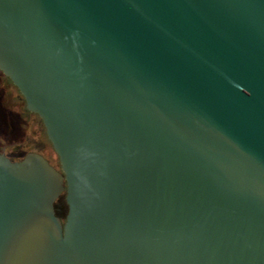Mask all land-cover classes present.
Wrapping results in <instances>:
<instances>
[{
    "label": "water",
    "instance_id": "1",
    "mask_svg": "<svg viewBox=\"0 0 264 264\" xmlns=\"http://www.w3.org/2000/svg\"><path fill=\"white\" fill-rule=\"evenodd\" d=\"M0 71V264H264V0H0Z\"/></svg>",
    "mask_w": 264,
    "mask_h": 264
},
{
    "label": "flooded vegetation",
    "instance_id": "2",
    "mask_svg": "<svg viewBox=\"0 0 264 264\" xmlns=\"http://www.w3.org/2000/svg\"><path fill=\"white\" fill-rule=\"evenodd\" d=\"M31 145L32 148L29 147ZM29 153L40 155L59 171L58 157L41 119L26 109L23 96L0 71V155L16 162ZM64 196L65 191L59 196L63 197L62 209L54 207L55 215L61 222H64L67 213Z\"/></svg>",
    "mask_w": 264,
    "mask_h": 264
},
{
    "label": "trees",
    "instance_id": "3",
    "mask_svg": "<svg viewBox=\"0 0 264 264\" xmlns=\"http://www.w3.org/2000/svg\"><path fill=\"white\" fill-rule=\"evenodd\" d=\"M63 202V197H59L58 199H57V201L55 202V204H54V207L56 208V209H62V207H61V203Z\"/></svg>",
    "mask_w": 264,
    "mask_h": 264
},
{
    "label": "rangeland",
    "instance_id": "4",
    "mask_svg": "<svg viewBox=\"0 0 264 264\" xmlns=\"http://www.w3.org/2000/svg\"><path fill=\"white\" fill-rule=\"evenodd\" d=\"M30 148H32V145L31 146H29ZM57 166V165H56Z\"/></svg>",
    "mask_w": 264,
    "mask_h": 264
}]
</instances>
